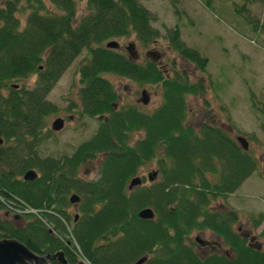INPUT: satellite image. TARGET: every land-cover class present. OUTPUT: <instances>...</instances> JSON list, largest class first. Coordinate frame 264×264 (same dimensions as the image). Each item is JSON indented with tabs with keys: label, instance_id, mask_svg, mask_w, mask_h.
<instances>
[{
	"label": "trees",
	"instance_id": "trees-1",
	"mask_svg": "<svg viewBox=\"0 0 264 264\" xmlns=\"http://www.w3.org/2000/svg\"><path fill=\"white\" fill-rule=\"evenodd\" d=\"M241 1L234 11L251 22L249 6L264 0ZM152 19L139 0H86L82 12L77 0H0V239H17L39 255L63 251L70 264L80 258L134 264L144 256L142 264H264V252L248 247L233 228L238 212L227 204L257 172L254 156L220 125L186 123L187 96L205 94L207 83L191 80L174 60L169 71L104 46L130 36L150 45L159 36ZM169 45L206 72L208 59L187 46L177 28ZM83 50L78 113L100 116L98 126L72 153L43 154L52 133L48 118L58 111L47 97ZM105 74L156 85L160 104L149 112L130 103L115 108L118 93ZM32 76L33 85L19 83ZM254 108L264 119V103ZM260 127L264 133V122ZM98 157V176H79L81 167ZM147 163L155 164L156 179L129 190L130 179ZM29 169L37 177L24 180ZM72 193L80 197L77 217L71 214ZM145 207L154 210V219L138 216ZM7 208L22 214H6ZM263 219L262 213L254 227ZM205 230L233 251L199 256L191 237Z\"/></svg>",
	"mask_w": 264,
	"mask_h": 264
},
{
	"label": "rangeland",
	"instance_id": "rangeland-1",
	"mask_svg": "<svg viewBox=\"0 0 264 264\" xmlns=\"http://www.w3.org/2000/svg\"><path fill=\"white\" fill-rule=\"evenodd\" d=\"M139 1L150 10L152 26L159 31L158 38L148 46H140L133 36L116 40L122 45L134 41L141 62L145 59V51L155 49L162 53L160 66L163 69L170 71L174 60L176 68L187 71L191 80L210 83L205 94L187 96L186 123L194 128H199L203 121L215 123L229 129L234 137L242 135L246 138L248 150L257 163V172L228 196L227 204L238 212L241 231L251 229L258 236V242L264 243V232L261 233V230L264 231V219L257 227L252 226V222L264 214V133L260 127L264 119L254 108V104L264 103V4L249 6L251 22H248L234 11L233 4H241V0ZM77 4L79 12L84 11L86 0H77ZM175 28L186 45L196 48L201 56L208 58L206 72L199 71L170 49L169 34ZM123 52L128 54L126 50ZM85 56L86 51L83 50L49 93L48 99L58 108L56 113L49 116V126L57 116L67 118L76 113L73 109L79 103L78 91L81 86L77 65ZM104 76L118 90L120 105L134 103L140 97L142 88L147 89L150 98L144 110L150 111L161 102V90L156 85L139 86L135 81L115 74ZM35 79L32 76L19 83L33 85ZM205 100L208 105H204ZM97 126V118L66 120L63 129L54 132L42 145L41 151L55 157L70 154L80 142L94 133ZM99 161L100 157L82 166L79 176L95 179ZM152 170H155V164L147 163L138 175L146 177ZM144 183L147 184L148 180ZM75 213L72 207L71 214ZM197 235L200 236L201 232L195 231L192 238ZM202 236L209 237L206 234Z\"/></svg>",
	"mask_w": 264,
	"mask_h": 264
},
{
	"label": "water",
	"instance_id": "water-1",
	"mask_svg": "<svg viewBox=\"0 0 264 264\" xmlns=\"http://www.w3.org/2000/svg\"><path fill=\"white\" fill-rule=\"evenodd\" d=\"M105 46L107 48L119 49V42L116 40L108 41ZM127 48H134L133 43H129ZM132 54V53H131ZM146 55L153 61H157L160 57L158 51H147ZM131 56H135L134 53ZM149 93L146 89L141 91L139 101L143 104L149 103ZM64 127V119L57 117L51 123V128L54 131H59ZM239 145L244 149H248L247 140L244 136L238 135L235 137ZM0 139V143H1ZM37 177V172L33 169L27 170L23 178L25 180H32ZM148 180L152 181L157 177V171H151L147 175ZM141 178L136 176L131 178L128 184V189L131 190L134 186L140 185ZM80 198L77 194L70 196V202L77 205ZM138 216L142 219H153L155 217L154 210L151 207H145L138 212ZM197 241L199 238L196 239ZM56 260L59 264H70L65 258L63 251H58L53 254L39 255L30 250L23 243L13 238H1L0 239V264H50V260ZM147 259L146 256L139 258L134 264H142ZM77 264H85L83 261H79Z\"/></svg>",
	"mask_w": 264,
	"mask_h": 264
},
{
	"label": "flooded vegetation",
	"instance_id": "flooded-vegetation-1",
	"mask_svg": "<svg viewBox=\"0 0 264 264\" xmlns=\"http://www.w3.org/2000/svg\"><path fill=\"white\" fill-rule=\"evenodd\" d=\"M131 42V41H129ZM128 42V43H129ZM124 50L127 51L129 58L135 62H141L140 61V54L139 52H135V48H127V44L126 45H120L118 51L123 53L124 54ZM146 52H144V56H145V59H148L147 55H146ZM134 53V57L131 56L132 54ZM162 54V53H161ZM144 59V60H145ZM143 60V61H144ZM105 77V76H104ZM106 78V77H105ZM107 79V78H106ZM110 81V80H109ZM111 82V81H110ZM112 83V82H111ZM114 86V85H113ZM115 88V87H114ZM143 89V88H142ZM115 90L117 91L118 93V90L115 88ZM142 91V90H141ZM51 92V91H50ZM141 93V92H140ZM131 95V92L130 94ZM48 98V97H47ZM79 99V98H78ZM132 105H135L137 106L138 108L140 109H143L144 110V107H147V105H143L141 103H139V98L135 100L134 103H130ZM78 105H75V110L76 113H72L70 115L67 116V118H64V117H61L64 119V126H65V123H66V120H73V119H76V118H85V117H81L78 113ZM124 105V104H122ZM119 104V102H117L115 104V108H118L119 106H122ZM73 107V108H74ZM72 110V111H73ZM146 111V110H145ZM149 112V111H147ZM96 118H101L100 116L99 117H96ZM50 128V127H49ZM52 131V130H51ZM53 131L52 133L49 135L48 138L51 137V135H53ZM138 134V133H136ZM139 135V134H138ZM47 138V139H48ZM7 210H10L9 208H7ZM8 213V212H6ZM248 222L250 223V220H248ZM252 226L254 227V225L252 224ZM240 224L238 223V220L235 222V224H233V228L235 229V231L240 235L241 238H244L245 239V242H246V245L256 251H259V252H264V243L262 242H258V236L255 234V233H252V230H248L246 229L244 232L241 231V228H240ZM198 232H201V235H197L194 237V239L191 237V239L193 240V244L195 246V249L197 251V253L199 254V256H204V255H207L209 253H217V254H225V255H229L230 252L233 251L232 248L224 245L225 243L223 242V240L221 238H219L218 236H216L213 232L211 231H208V230H205V231H198ZM264 232L263 230H261V233ZM202 234H206V235H209L208 238L202 236ZM199 238V240L197 241L196 239Z\"/></svg>",
	"mask_w": 264,
	"mask_h": 264
}]
</instances>
